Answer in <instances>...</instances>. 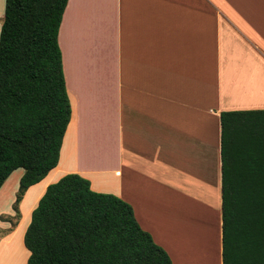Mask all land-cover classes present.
Instances as JSON below:
<instances>
[{"label": "crops", "instance_id": "obj_1", "mask_svg": "<svg viewBox=\"0 0 264 264\" xmlns=\"http://www.w3.org/2000/svg\"><path fill=\"white\" fill-rule=\"evenodd\" d=\"M58 43L70 121L57 166L24 197L36 206L79 174L130 204L172 264L169 230L213 211L222 264L220 113L264 109V0H68Z\"/></svg>", "mask_w": 264, "mask_h": 264}, {"label": "trees", "instance_id": "obj_2", "mask_svg": "<svg viewBox=\"0 0 264 264\" xmlns=\"http://www.w3.org/2000/svg\"><path fill=\"white\" fill-rule=\"evenodd\" d=\"M68 0H5L0 29V188L13 204L59 161L70 103L58 33ZM221 261L264 264V109L220 113ZM27 264H172L132 207L68 173L49 184L23 234Z\"/></svg>", "mask_w": 264, "mask_h": 264}, {"label": "rangeland", "instance_id": "obj_3", "mask_svg": "<svg viewBox=\"0 0 264 264\" xmlns=\"http://www.w3.org/2000/svg\"><path fill=\"white\" fill-rule=\"evenodd\" d=\"M111 154L112 151L106 155L102 152L99 155L91 156L100 158L105 155L107 158L108 156L112 157ZM61 165L64 167L63 160ZM53 174H50L49 178ZM15 179L16 175L11 177L9 184L4 189H0V264H27L28 253L23 246V234L29 223L31 210L35 206L36 197L32 191L25 197L24 194L17 206V212L14 211L13 204L19 184V181L15 184ZM202 206L207 207L206 204ZM187 213L184 211L183 215L186 216ZM202 219L194 220V224L186 232L187 234L179 235V233L169 230L176 243L174 246L177 258L182 261V264H217L218 239L215 229V214L211 211L210 220L208 216ZM176 220L180 222L181 218L176 217ZM165 228L163 229L165 230Z\"/></svg>", "mask_w": 264, "mask_h": 264}, {"label": "bare ground", "instance_id": "obj_4", "mask_svg": "<svg viewBox=\"0 0 264 264\" xmlns=\"http://www.w3.org/2000/svg\"><path fill=\"white\" fill-rule=\"evenodd\" d=\"M83 157H84V156H83ZM88 158H91V160L93 161V158H95V157H94V156H93V157L88 156ZM80 159H81V161H82V156H81ZM84 159H87V158L84 157Z\"/></svg>", "mask_w": 264, "mask_h": 264}]
</instances>
